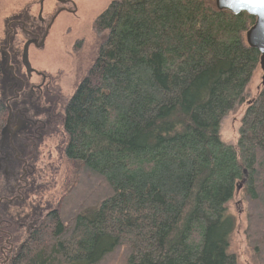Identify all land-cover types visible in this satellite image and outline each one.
<instances>
[{"label":"trees","instance_id":"trees-1","mask_svg":"<svg viewBox=\"0 0 264 264\" xmlns=\"http://www.w3.org/2000/svg\"><path fill=\"white\" fill-rule=\"evenodd\" d=\"M253 22L214 0H112L93 18L97 54L61 128L71 178L18 264H237L236 195L246 244L264 264V83L245 38ZM241 105L236 144H223L220 122ZM6 115L0 101V137Z\"/></svg>","mask_w":264,"mask_h":264},{"label":"flooded vegetation","instance_id":"flooded-vegetation-1","mask_svg":"<svg viewBox=\"0 0 264 264\" xmlns=\"http://www.w3.org/2000/svg\"><path fill=\"white\" fill-rule=\"evenodd\" d=\"M46 2L51 6L47 17L29 14L30 3L7 16L5 35L0 39V101L7 108L6 123L9 116L8 129L0 137V264H18L26 241L42 231L53 211L54 197L42 202L41 192L53 185L61 164L67 163L66 135L61 128L72 81L80 68L74 62L50 73L30 64L33 70L27 72L21 55L26 42L28 54L32 48L45 52L57 20L84 17L89 0H43L42 11ZM83 47L84 38H77L64 56ZM52 134L56 139L48 146Z\"/></svg>","mask_w":264,"mask_h":264},{"label":"rangeland","instance_id":"rangeland-1","mask_svg":"<svg viewBox=\"0 0 264 264\" xmlns=\"http://www.w3.org/2000/svg\"><path fill=\"white\" fill-rule=\"evenodd\" d=\"M4 3L0 5V39L5 35V18L19 12L25 4L27 12L38 18L39 5L38 0H2ZM112 0H89V5L85 8L84 17L78 20H69L66 16L61 17L55 23L49 37L45 52H39L36 49L29 50V62L35 68L47 70L50 73H56L60 69H67V66L76 62L80 68V72L73 79L71 93H73L77 86V81L84 77L90 64L94 61L97 54V47L101 40L92 28L93 18L103 10ZM51 6L49 2L44 4L42 11V18L47 17ZM85 18V21H83ZM7 28V25H6ZM77 38H84V47L75 54H69V57L64 56V52L71 50L73 43ZM65 40V44H64ZM67 53V52H66ZM63 55V58H62ZM68 64V65H67ZM70 67V66H69ZM68 67V68H69ZM77 79V81H76ZM258 80L255 79L250 88V95L255 92V86ZM71 87V86H70ZM69 87V88H70ZM68 88V89H69ZM250 96V97H251ZM242 114V105L236 107L235 110L229 112L224 116L220 122L218 136L220 141L226 145H235L239 136V119ZM55 136L46 143L48 146L55 142ZM67 138L65 139V141ZM70 167L67 163H62L59 173L55 177L53 185L41 192V201L48 202L52 200L54 206L55 202L60 198L63 191L68 185ZM63 177H66L63 179ZM71 178V176H70ZM236 195L231 203L228 204L229 213L234 218V230L230 238L229 251L235 256L237 264H258L252 249H250L245 241L243 230L245 228L244 206L239 201Z\"/></svg>","mask_w":264,"mask_h":264},{"label":"water","instance_id":"water-1","mask_svg":"<svg viewBox=\"0 0 264 264\" xmlns=\"http://www.w3.org/2000/svg\"><path fill=\"white\" fill-rule=\"evenodd\" d=\"M42 1L43 0H41L38 14L39 19H41L43 8ZM214 3L218 10H226L232 14L245 12L246 14L254 17V22L245 32V38L249 47L255 48L259 52V67L262 73L261 82L264 83V3H257L256 0H252V2H246V0H214ZM28 45L29 43L27 42L24 44L21 55V63L27 72L33 70L31 69V65L28 60ZM249 103L250 101H247V104ZM8 118L5 127L1 131V135H3L8 129ZM241 186L242 184L238 185V190Z\"/></svg>","mask_w":264,"mask_h":264},{"label":"snow or ice","instance_id":"snow-or-ice-1","mask_svg":"<svg viewBox=\"0 0 264 264\" xmlns=\"http://www.w3.org/2000/svg\"><path fill=\"white\" fill-rule=\"evenodd\" d=\"M246 2H252V0H246ZM257 3H264V0H256Z\"/></svg>","mask_w":264,"mask_h":264},{"label":"bare ground","instance_id":"bare-ground-1","mask_svg":"<svg viewBox=\"0 0 264 264\" xmlns=\"http://www.w3.org/2000/svg\"><path fill=\"white\" fill-rule=\"evenodd\" d=\"M76 166V165H75ZM260 169V168H259Z\"/></svg>","mask_w":264,"mask_h":264}]
</instances>
